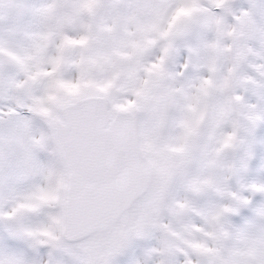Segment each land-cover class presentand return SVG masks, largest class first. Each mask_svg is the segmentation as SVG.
<instances>
[{"label": "snow or ice", "instance_id": "6c2138e0", "mask_svg": "<svg viewBox=\"0 0 264 264\" xmlns=\"http://www.w3.org/2000/svg\"><path fill=\"white\" fill-rule=\"evenodd\" d=\"M0 264H264V0H0Z\"/></svg>", "mask_w": 264, "mask_h": 264}]
</instances>
